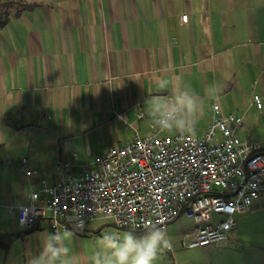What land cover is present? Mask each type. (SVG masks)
Wrapping results in <instances>:
<instances>
[{
  "label": "crops",
  "instance_id": "1",
  "mask_svg": "<svg viewBox=\"0 0 264 264\" xmlns=\"http://www.w3.org/2000/svg\"><path fill=\"white\" fill-rule=\"evenodd\" d=\"M12 1L28 7L16 14L13 4L0 26V264H31L52 238L46 217L30 229L17 219L24 194L57 179L56 161L76 170L110 145L156 130L172 105L188 121L183 132L196 135L216 115L232 114L247 138L243 131L264 118V0ZM182 96L193 101L190 113L177 103ZM24 167L37 173L27 177ZM234 219L222 242L243 249V235L264 236V200ZM129 232L144 234L104 220L59 230L56 243L69 251L56 264H106L103 238L122 241ZM260 260L250 252L234 264Z\"/></svg>",
  "mask_w": 264,
  "mask_h": 264
},
{
  "label": "built area",
  "instance_id": "2",
  "mask_svg": "<svg viewBox=\"0 0 264 264\" xmlns=\"http://www.w3.org/2000/svg\"><path fill=\"white\" fill-rule=\"evenodd\" d=\"M251 100L261 108L259 93ZM173 108L178 111L172 105L166 112ZM160 118L156 130L110 145L76 170L56 161L57 179L51 184L41 179L37 189L24 194L19 226L30 229L46 217L57 235L108 220L117 230L135 232L163 229L184 213L195 223L185 236L188 247L226 240L234 215L264 200V151L237 135L241 122L232 114L213 117L202 135L160 134ZM23 172L32 177L37 170Z\"/></svg>",
  "mask_w": 264,
  "mask_h": 264
},
{
  "label": "clouds",
  "instance_id": "3",
  "mask_svg": "<svg viewBox=\"0 0 264 264\" xmlns=\"http://www.w3.org/2000/svg\"><path fill=\"white\" fill-rule=\"evenodd\" d=\"M177 103L183 105L189 113L193 109V101L186 96L178 98ZM159 125L162 132H167L173 127L183 132L188 126V121L178 116L177 110L173 108L170 112H162ZM58 239L60 238L56 234H52L41 253L31 259V264H56L61 256L66 255L69 250L57 245ZM103 239L107 241L106 247L111 250L106 264H154L160 253L172 248L171 240L160 227L150 229L139 238L129 232L122 241L111 235Z\"/></svg>",
  "mask_w": 264,
  "mask_h": 264
},
{
  "label": "rangeland",
  "instance_id": "4",
  "mask_svg": "<svg viewBox=\"0 0 264 264\" xmlns=\"http://www.w3.org/2000/svg\"><path fill=\"white\" fill-rule=\"evenodd\" d=\"M7 6L4 3H0V15L7 9ZM249 125L250 128L247 131H243L245 137L256 144L259 142L264 149V118L256 119L255 122ZM194 225L193 218L186 216L184 213L167 224L165 232L172 242V248L162 252L164 257L159 259H161L163 264H176V262L177 264H234L236 258L241 255H248L250 252L260 254L261 260L255 264H264V236L243 235L242 238L248 242V245H245L243 249H236L233 245L226 242H219L204 248H187V238L185 236L192 230ZM146 233L144 232L142 236Z\"/></svg>",
  "mask_w": 264,
  "mask_h": 264
},
{
  "label": "trees",
  "instance_id": "5",
  "mask_svg": "<svg viewBox=\"0 0 264 264\" xmlns=\"http://www.w3.org/2000/svg\"><path fill=\"white\" fill-rule=\"evenodd\" d=\"M0 3H4L7 6V9L3 12L2 15H0V26L4 25L6 21L8 20V15L11 7H13V4L16 5V14H18L21 10L25 9L28 7L26 4L20 2V1H12V0H6ZM144 231H135L136 234H142Z\"/></svg>",
  "mask_w": 264,
  "mask_h": 264
}]
</instances>
